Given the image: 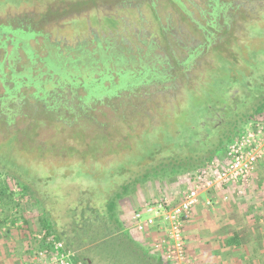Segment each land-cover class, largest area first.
I'll use <instances>...</instances> for the list:
<instances>
[{"label": "trees", "instance_id": "obj_1", "mask_svg": "<svg viewBox=\"0 0 264 264\" xmlns=\"http://www.w3.org/2000/svg\"><path fill=\"white\" fill-rule=\"evenodd\" d=\"M155 1L137 0L135 10L131 9L139 20V25L132 28L135 31L129 33L135 45L127 39L134 50L119 52L116 48L115 52H110L106 48L103 51L100 49L101 56L98 52L90 53L94 68L86 77L68 72L64 66L50 61L47 54L40 58L39 66L21 67L18 72L13 62L6 64V58H0V122L11 126L13 118L19 117L20 120H29L30 126L34 123V126H40L48 117L54 121L63 120L64 111H85L90 104H103L112 98L122 100L140 93L141 96L150 95V88L163 84H168L163 90L173 89V96L164 97V102L177 97L187 101L188 92L194 88V79L205 80L204 69L230 65L216 47L211 50L221 56L220 60L207 56L206 61H200L201 67L191 69L196 58L202 54L201 46L214 42L209 31L217 32L226 26L229 20L226 13L232 2L201 0L200 7L195 9L197 20L186 12L184 6V2L194 5L192 0L158 2L186 14L184 21H188L191 32L204 41L192 47L190 44L183 45L179 40L167 44L166 39H162L169 31L161 26L163 17ZM143 5L154 16L156 30L152 34H148L141 25L144 16L139 8ZM257 10L259 15L246 24L245 30L252 23L261 24L264 8ZM145 21L152 27V22L146 17ZM247 34L252 37L248 30ZM22 38L11 39L12 48L30 52ZM123 40L121 37L124 44ZM164 44L168 46L162 56L159 47ZM237 44L233 47L236 52L241 48ZM181 52L187 53V56L184 58ZM50 67L56 71L50 70ZM3 69H7L9 75ZM75 72H78L77 67ZM47 84L50 88L46 87ZM66 86L67 92L64 91ZM223 89L221 98L212 100L193 133L178 132L176 140L166 138L140 163L130 161V153L135 150L120 157L118 165H112L109 160L98 166L89 164L91 166L82 167L75 162H51L52 165H49L48 160L27 158L10 149L6 152L0 150V177L3 178L0 181V205L5 201L13 205V193L4 180L7 178L16 186V194L28 200L35 209L43 243L47 242L54 248L60 245L56 252L68 255L71 264H169L155 252L150 253L148 246L144 247L130 238L118 218L117 208L123 200L154 179L202 171L225 153L227 147L243 134L245 126L252 128L264 121L262 73H256L246 85H228ZM181 108L180 105L179 109L175 107V112ZM37 115L40 117L36 118ZM13 220L16 219H10L12 225ZM6 222V218L0 220V230Z\"/></svg>", "mask_w": 264, "mask_h": 264}, {"label": "rangeland", "instance_id": "obj_2", "mask_svg": "<svg viewBox=\"0 0 264 264\" xmlns=\"http://www.w3.org/2000/svg\"><path fill=\"white\" fill-rule=\"evenodd\" d=\"M136 1L0 0V58L8 56L13 47L10 40L21 37H24L27 49L36 54L37 58L46 55L43 40L47 43H58V47H65L68 50L82 47L84 51H90L98 44L102 51L109 48V51L115 52L117 48L119 52H123L124 49L131 52L136 42L130 39L129 33L135 31L132 28L139 25V20L133 12ZM192 1L194 5L184 2V6L186 12L197 20L195 9L200 7L201 0ZM223 1L232 2L226 13L229 20L226 26H222L220 22L222 27L219 31H209L212 34L210 39H214V42L201 46L202 54L196 58L195 65L193 64L191 69L195 66L199 67L200 61H206L207 56L212 55L216 57V60H220L221 56L213 54L211 50L216 47L230 65L204 69L205 80L202 82L199 77L194 79L193 84L196 89L193 88V91L188 92L187 101L177 97L175 100L164 102L166 97L173 96V89L163 90V87L168 86L163 84L157 85L154 89L150 88V95L141 96L142 93H140L141 97L130 95L122 100L112 98L104 101L103 104L97 102L90 104L85 111L77 110L73 113L64 111L63 120L54 121L53 118L48 117L40 126H34L35 123L30 126L29 120L14 117L11 126L0 122V150L4 149L6 152L10 149L27 158L48 160L49 165L75 162L81 167L91 166L89 164L98 166L99 163L104 164L109 160L112 161V165H118L120 157L135 150L130 153L132 159H129L136 164L145 159L150 152L158 149L166 138L176 140L179 138L178 132L193 133L196 123L206 114V108L210 106L212 100L221 98L223 88L234 84L246 85L254 79L256 73L264 75V18L260 20L261 24L249 23L247 30L250 35L252 34L251 38L245 30L246 24L253 22L254 17L259 15L257 9L264 8V0ZM158 2L160 0L155 1L157 5L155 7L157 9L159 7L160 15L163 17L160 21L161 26L169 31L162 37L163 40L166 39L167 44L175 40H179L183 45L190 44L192 47L203 44V38L195 36L191 32L188 21H184L185 13L174 7L169 9L164 2L160 4ZM141 7L139 10L142 9L144 16L141 25L148 34H152L156 30V25L153 24L154 16L147 6ZM262 13L264 15V10L261 11ZM145 17L152 22V27L145 21ZM118 19H120L119 24ZM94 36H96L95 42ZM113 36L116 39L112 38ZM121 37L125 39L124 44L121 42ZM128 38L133 44L127 41ZM236 44L241 46L238 52L233 50ZM167 46L164 44L159 47L163 52H160L162 56ZM15 53L16 58L5 63L13 62L15 71L18 72L22 65L27 63L26 52L15 49ZM181 53L184 58L187 56V53ZM35 65L40 64L36 62ZM50 70L56 71L53 67H50ZM3 71L9 75L7 69ZM1 91L0 86V93ZM64 91H68L67 86ZM179 105L182 108L175 112V107L178 106L179 109ZM226 112L229 115L227 109ZM249 128V125L245 126V130ZM223 155L213 163H220ZM194 173L190 171L187 174L162 180L154 179L141 186L118 205V218L125 231L133 240L144 247L148 246L150 253L154 254V251L150 247L149 240L137 235L131 226L130 217L133 211L140 205L152 201L165 199L176 202L184 190L187 178ZM2 179L0 177V181ZM4 180L10 192L13 193V205L6 204L7 201L0 205V220L7 219L0 230L2 238L11 240L13 234L16 241L24 242L26 240L21 239L20 235L26 237L33 234L37 240L41 232L35 209L28 200L16 194V186L9 179ZM203 198L204 195L201 193L198 199ZM13 215H16L15 225L10 224V217ZM150 215V213H144L142 219ZM6 234L8 237L5 236ZM221 261L223 260L218 259L212 264H221ZM190 264H208V262L199 261L195 256H190Z\"/></svg>", "mask_w": 264, "mask_h": 264}, {"label": "built area", "instance_id": "obj_3", "mask_svg": "<svg viewBox=\"0 0 264 264\" xmlns=\"http://www.w3.org/2000/svg\"><path fill=\"white\" fill-rule=\"evenodd\" d=\"M264 161V121L246 129L223 155L220 163H210L202 171L195 172L186 180L183 192L176 203L165 199L140 205L130 220L136 234L149 240L151 249L169 264H190L186 252L183 227L198 204L201 193L221 192L233 188L242 195L255 178V169ZM227 195L222 200H227ZM210 206L211 200L205 201ZM151 215L142 219V214ZM41 247L28 264H71L68 255L56 252V248L43 243V234L37 236Z\"/></svg>", "mask_w": 264, "mask_h": 264}, {"label": "crops", "instance_id": "obj_4", "mask_svg": "<svg viewBox=\"0 0 264 264\" xmlns=\"http://www.w3.org/2000/svg\"><path fill=\"white\" fill-rule=\"evenodd\" d=\"M203 195L183 227L189 257L208 264L218 259L221 264H264V161L258 163L255 178L242 195L233 188ZM207 199L210 206L205 204ZM19 237L26 241H16L13 234L6 240L0 232V264H28L40 249L33 234Z\"/></svg>", "mask_w": 264, "mask_h": 264}, {"label": "flooded vegetation", "instance_id": "obj_5", "mask_svg": "<svg viewBox=\"0 0 264 264\" xmlns=\"http://www.w3.org/2000/svg\"><path fill=\"white\" fill-rule=\"evenodd\" d=\"M97 36V35H96ZM96 36H94V42L96 41ZM35 37V36H34ZM21 41L26 44V41L24 38L21 39ZM43 46L46 50L47 57L55 64H60V66H64L65 69L68 72H71L73 74L79 73L83 77H86L88 74H90V71L94 68V64L92 63L91 54L93 52H98V55L101 56L100 52V46L96 44L92 50L90 51H84L82 47H76L73 48V50H68L67 48L58 47V43H47L45 40H43ZM114 52V51H110ZM26 61L27 63L22 65V68L27 69L29 67L33 68L36 66V62L40 60V58H37L36 54H34L32 51L27 52L26 51ZM15 49L11 48L9 51L8 56L6 57L5 62H8L9 60H14L16 57ZM33 62V63H31ZM77 67L78 72H75V68ZM67 81V80H66ZM48 85L46 87L48 88ZM30 102H33L31 100Z\"/></svg>", "mask_w": 264, "mask_h": 264}]
</instances>
